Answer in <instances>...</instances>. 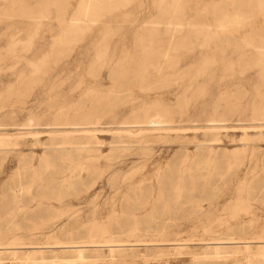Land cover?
<instances>
[{
	"label": "rangeland",
	"instance_id": "374dc122",
	"mask_svg": "<svg viewBox=\"0 0 264 264\" xmlns=\"http://www.w3.org/2000/svg\"><path fill=\"white\" fill-rule=\"evenodd\" d=\"M83 1L0 0V264H264V0H88L71 28ZM167 21L196 30L167 74L118 84ZM143 102L171 128L114 124ZM76 106L100 130L17 125Z\"/></svg>",
	"mask_w": 264,
	"mask_h": 264
},
{
	"label": "bare ground",
	"instance_id": "6f19581e",
	"mask_svg": "<svg viewBox=\"0 0 264 264\" xmlns=\"http://www.w3.org/2000/svg\"><path fill=\"white\" fill-rule=\"evenodd\" d=\"M101 8H102V2L100 0H95L92 3L91 9L93 11H100ZM79 11L83 13L84 16L81 18L77 16L76 17L72 16L70 18L69 27L72 28V26L75 25L74 27L79 29V28H82L83 25L87 23V19L85 17L87 16V13L89 11L88 0H84L83 2H81L77 13H79ZM155 24L156 23H154L153 26H149L143 29V32L139 36L136 37L135 46L137 49H140V50L135 52V57H132V59L130 60H123L121 61L120 64L118 63V61L115 62V71H112L111 75L115 77L116 79H118L119 81H121L118 84H122L123 82L127 84V79L129 77H137L142 82L144 81V79H148V78L155 79V78H160L162 76H165L167 74L166 71L169 68V65H168L169 60H171V56L170 54H168L169 50L167 46L169 47L173 45L175 47L176 46L179 47V46L184 45L186 39L190 38L196 31L192 24L185 25L180 22L176 23L173 21H167L165 22L166 25L163 28H160L159 26ZM164 48L166 49L163 50ZM170 50H173V49H170ZM143 61H145V64L147 62V64L152 66L153 68L149 71H146L145 69L146 66L142 63ZM116 84L117 83H115V85ZM95 98H92L95 104H98L105 100V96L103 95H99L98 97H95ZM80 109H81L80 106L75 107V111L72 115V120H69V117H68L69 115L67 114H54L52 122L40 123L39 122L40 119L38 118L34 119L31 117L29 119H26L25 122L21 124H17V125L22 127L20 129H28V130H36L37 127L46 125V126L57 129L53 131H58L59 130L58 127L60 126H66V125L80 126L83 124H89L90 126H83L84 130H88V131L100 130L98 127L103 124L102 122H99V120L88 122V123L81 122L82 120H85V118H87L86 116L87 113L82 112ZM170 113H171L170 108L165 106L163 102L161 104L154 103L151 106H149L146 102H143V103H140L139 105L133 106L130 109L129 114L126 117L122 118L119 121H116L114 124H118L119 125L118 127L121 130H129L130 128H133V126L137 127V130L170 129L171 121L167 119L170 116ZM222 120L223 119H220V118L218 119V118L210 117L208 118L207 121L209 122L208 125H211L214 127L215 126L214 123L220 122ZM130 124L132 126H129ZM86 231H88L87 236L93 237L101 231V228L98 225L94 229L92 225H89ZM217 244L219 243L217 242Z\"/></svg>",
	"mask_w": 264,
	"mask_h": 264
}]
</instances>
